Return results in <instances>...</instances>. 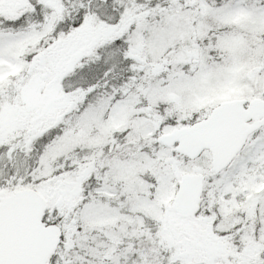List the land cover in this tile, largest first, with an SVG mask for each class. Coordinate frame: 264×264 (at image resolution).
Here are the masks:
<instances>
[{"label": "snow or ice", "instance_id": "obj_1", "mask_svg": "<svg viewBox=\"0 0 264 264\" xmlns=\"http://www.w3.org/2000/svg\"><path fill=\"white\" fill-rule=\"evenodd\" d=\"M0 264H264V0H0Z\"/></svg>", "mask_w": 264, "mask_h": 264}]
</instances>
